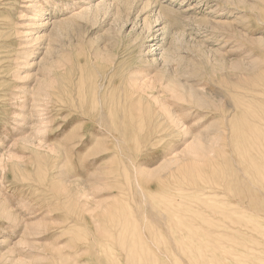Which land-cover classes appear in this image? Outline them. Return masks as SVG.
<instances>
[{
    "label": "rangeland",
    "instance_id": "374dc122",
    "mask_svg": "<svg viewBox=\"0 0 264 264\" xmlns=\"http://www.w3.org/2000/svg\"><path fill=\"white\" fill-rule=\"evenodd\" d=\"M142 49L177 124L121 102ZM0 264H264V0H0Z\"/></svg>",
    "mask_w": 264,
    "mask_h": 264
},
{
    "label": "bare ground",
    "instance_id": "6f19581e",
    "mask_svg": "<svg viewBox=\"0 0 264 264\" xmlns=\"http://www.w3.org/2000/svg\"><path fill=\"white\" fill-rule=\"evenodd\" d=\"M163 18V12L162 10H159L156 22H159L160 19ZM161 22V21H160ZM156 25H159L158 23ZM157 27V26H156ZM157 31H161L162 34H165L167 32L166 27H157ZM157 37V36H156ZM160 39H163L160 38ZM177 40H180L177 37ZM167 40H163L161 43L158 44L157 50H159V55L160 58H154L151 60V62L156 63L159 60L163 62L165 66H168L171 62L178 60L179 58L176 56V54L173 52L171 49V46H168L166 43ZM151 50H149L147 53H150ZM145 52L144 50H140L138 54L134 56V58L131 60L129 63V66L124 67V73L122 77L123 82H127L128 86L130 84L131 88L129 87V91L124 93L127 95V97L120 98L121 102H127L128 100H133L134 95L137 94L140 96V98H144L148 100L150 96L152 97L151 101L153 102V105L155 106V119L152 120L151 123L157 128L162 127L163 125H170V124H177L178 121L176 117L174 116V111L170 107V104L167 102V100L161 95L155 96V94L150 95V92L146 90L147 88H150L151 90H154L157 88V85L149 80L150 84L145 81V78L148 77L149 75V67L152 65L149 62V59L145 58ZM150 58V57H149ZM113 68H111L110 71H112ZM110 71H105L104 73L101 74V78L95 82V85L93 86V92L95 96V100L97 101V104L99 105V111H98V118H91V115L89 114L88 111L84 109V96H83V86H79L78 89L75 87H71L69 90V96L68 100L66 101V111L68 113L69 121L70 124H80L81 126H84V118L87 116L86 119L92 120V126L91 128L98 127V128H105L109 129L112 128L113 126H116L118 123H116L113 120H106L104 118V114L106 111V106L108 103H106V95L109 91L110 84L111 82V77H109L108 81V75ZM137 74L138 77H129L132 76L133 74ZM134 74V75H135ZM139 75L141 76L139 79ZM141 80V82L137 81ZM133 82V84H132ZM161 87L164 85L161 84ZM168 90L172 92V94H176V84L173 78L168 79ZM77 92V94H76ZM132 95V96H130ZM190 99L193 100L194 103L202 105L206 103L205 99L200 97L196 91L193 88L189 89V96ZM188 97H183L179 96L178 98L183 99V98H188ZM188 100V99H185ZM96 103V102H95ZM95 110V109H94ZM111 110V109H110ZM168 114V116L166 115ZM135 121L132 120L130 122H122V125H132Z\"/></svg>",
    "mask_w": 264,
    "mask_h": 264
}]
</instances>
